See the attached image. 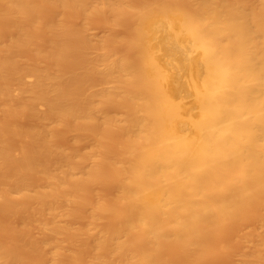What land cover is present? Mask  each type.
<instances>
[{"label": "bare ground", "instance_id": "1", "mask_svg": "<svg viewBox=\"0 0 264 264\" xmlns=\"http://www.w3.org/2000/svg\"><path fill=\"white\" fill-rule=\"evenodd\" d=\"M0 264H264V0H0Z\"/></svg>", "mask_w": 264, "mask_h": 264}, {"label": "rangeland", "instance_id": "2", "mask_svg": "<svg viewBox=\"0 0 264 264\" xmlns=\"http://www.w3.org/2000/svg\"><path fill=\"white\" fill-rule=\"evenodd\" d=\"M100 31H101V30L98 31L97 29H94V30H92V33H94V34H98V33H100Z\"/></svg>", "mask_w": 264, "mask_h": 264}]
</instances>
